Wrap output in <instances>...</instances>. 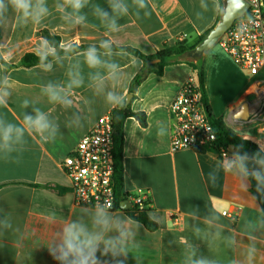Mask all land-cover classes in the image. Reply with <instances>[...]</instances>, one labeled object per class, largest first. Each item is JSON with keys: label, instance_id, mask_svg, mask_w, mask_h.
Listing matches in <instances>:
<instances>
[{"label": "crops", "instance_id": "obj_1", "mask_svg": "<svg viewBox=\"0 0 264 264\" xmlns=\"http://www.w3.org/2000/svg\"><path fill=\"white\" fill-rule=\"evenodd\" d=\"M116 2L127 5L126 15L114 14L109 0H87L78 13L85 19L76 24L64 0H44L48 11L38 23L3 0L0 91L8 95L0 106V120L22 126L23 117L34 116L38 109L56 131L53 138L51 129L43 136L26 130L13 151L0 150V264H58L49 247L62 225L76 219L90 224L86 212L91 209L76 205L61 163L101 117L123 105L144 115L131 116L124 124V192L149 194L148 215L156 229L149 230L126 209L110 211L135 232V243L129 242L126 256L98 252L99 264H189V257L212 264H248L251 248V264H264V185L258 191L251 175L264 173V166L249 152L241 153L249 157L245 177L235 168L227 170L212 150H171L175 120L169 107L195 74L188 63L168 65L159 76L128 51L95 48L101 64L90 67V48H84L48 64H21L27 53L54 51L44 32L59 37L63 49L106 42L153 55L184 38L194 44L216 24L222 8L221 0H145L143 9L133 0ZM97 7L108 12L109 19H101ZM112 18L116 30L109 27ZM202 68L213 117L264 149V69L249 75L219 44L209 50ZM139 74L142 80L136 85ZM73 80L81 81L80 86L70 87ZM49 85L58 100H50ZM109 92L122 102H108Z\"/></svg>", "mask_w": 264, "mask_h": 264}, {"label": "built area", "instance_id": "obj_2", "mask_svg": "<svg viewBox=\"0 0 264 264\" xmlns=\"http://www.w3.org/2000/svg\"><path fill=\"white\" fill-rule=\"evenodd\" d=\"M246 1L249 4L247 12L233 23L217 44L240 69L254 76L264 69V0ZM169 110L175 120L170 141L172 151L205 149L216 152L226 164L234 159L232 148L212 149L217 136L195 74L181 86ZM113 133L110 113L95 123L61 163L70 179L77 206L92 209L96 204H107L109 211L115 210ZM262 144L264 147V135ZM125 200L129 201L130 207L143 210L151 207L147 192L129 194ZM223 214L228 215V212Z\"/></svg>", "mask_w": 264, "mask_h": 264}, {"label": "clouds", "instance_id": "obj_3", "mask_svg": "<svg viewBox=\"0 0 264 264\" xmlns=\"http://www.w3.org/2000/svg\"><path fill=\"white\" fill-rule=\"evenodd\" d=\"M14 9L21 13L27 19L31 18L33 22L38 23L40 19L47 14V8L44 6V0H10ZM87 0H64V4L72 9L69 15L75 16V23L80 24L84 21L85 17L78 15L80 10L86 5ZM133 3L143 9L146 7L145 0H133ZM112 12L116 15L123 16L128 13L127 5L117 3L116 0H109ZM238 8H243V0H238ZM4 9L3 0H0V12ZM63 11V8L60 9ZM97 15L101 19H109V13L103 11L99 7L96 9ZM109 27L116 30L115 18L111 19ZM105 42L102 47H108ZM86 61L90 67H96L101 64L97 56L96 49L90 48L86 53ZM113 69L116 65L111 66ZM81 81L73 80L69 85L79 87ZM49 98L52 101L59 99L58 94L53 90L52 86L47 87ZM7 92L0 91V106L5 104V97ZM107 100L113 104H120L122 97L109 92ZM28 102H24L27 107ZM51 129L54 138L56 129L50 124L47 116L35 110V115H25L23 117L22 126H17L11 123L5 124L0 120V150H6L9 153L13 151V145L19 143L25 131H33L43 136L45 132ZM158 134H162L158 133ZM47 141L48 137H44ZM257 156V163L264 166V157ZM249 157L245 154L235 153L234 159L227 161V170L233 168L237 169L243 176H248L249 171L247 168V161ZM18 162V161H16ZM252 177L257 181L258 191L259 186L264 185V173L254 171L251 173ZM110 206L107 204H96L94 207L86 212L90 219V224L85 223L83 219L71 220L62 225L60 228L57 241L49 247V253L58 264H99L97 253L100 252L102 256L112 254L127 255V246L129 242L135 243V232L128 226L125 220L115 216L109 211ZM138 246V245H137ZM255 248L249 250L248 264L253 260ZM123 264V262H121ZM189 264H212V262L205 259L192 260L189 257ZM235 264V262H234Z\"/></svg>", "mask_w": 264, "mask_h": 264}, {"label": "trees", "instance_id": "obj_4", "mask_svg": "<svg viewBox=\"0 0 264 264\" xmlns=\"http://www.w3.org/2000/svg\"><path fill=\"white\" fill-rule=\"evenodd\" d=\"M44 38L50 47L53 48V52L47 55H37L35 53H27L23 56L21 64L24 67H32L36 65H44L51 62L53 59L60 55H68L77 52L78 50L84 48H100V49H120L125 50L133 55L139 57L144 61L146 68L150 71H153L157 75H162L163 70L166 66L176 63H171L167 60L169 56L175 53L183 52L187 49L193 48L203 37L200 36L196 43L189 44L186 39H182L176 42L173 47L165 48L163 50L157 51L153 55H145L139 52L136 49L131 47H116V46H76L72 45L68 49H63L60 46V38L51 35L48 32H44ZM155 59H160L159 63L153 64L152 61ZM197 77L198 85L200 87L204 104L206 105L211 123L214 127L215 134L217 136V140L215 142V146L212 148L213 150H218L217 147L222 149L232 148L235 153H244L249 152L250 155L257 159L256 154H259V157H264V149H262L259 145L254 143L251 140L242 138L238 133L228 128L221 119H216L213 117L211 113V109L209 107L207 96L204 88V73L203 68H199L194 64H189ZM142 80V75L139 74L135 78V84L139 85ZM131 116L141 117L144 115L142 113H135L131 110L129 106L125 107L120 106L114 109L111 112L112 124H113V140H114V185H115V197H116V209H121L120 204L128 197V193L124 192V167H123V151H124V124L127 118ZM205 149H201L198 152H204ZM129 211L131 216L144 224L146 228L149 230L156 229V224L151 220L148 215V210L139 209L138 207H130L126 209Z\"/></svg>", "mask_w": 264, "mask_h": 264}, {"label": "water", "instance_id": "obj_5", "mask_svg": "<svg viewBox=\"0 0 264 264\" xmlns=\"http://www.w3.org/2000/svg\"><path fill=\"white\" fill-rule=\"evenodd\" d=\"M221 2L222 8L220 17L216 24L208 31V33H206L193 48L187 49L180 53L172 54L167 58L168 61L171 63L194 64L199 68L202 67L203 61L209 50L219 42L223 35L231 28L233 23L243 16L249 8V4L246 0H243V8L237 7L238 0H221ZM153 62L159 63L160 59H155ZM248 109L249 101L243 105L242 112L246 114ZM120 207L123 209L129 208V201L125 200L121 202Z\"/></svg>", "mask_w": 264, "mask_h": 264}, {"label": "rangeland", "instance_id": "obj_6", "mask_svg": "<svg viewBox=\"0 0 264 264\" xmlns=\"http://www.w3.org/2000/svg\"><path fill=\"white\" fill-rule=\"evenodd\" d=\"M252 91V90H251Z\"/></svg>", "mask_w": 264, "mask_h": 264}]
</instances>
